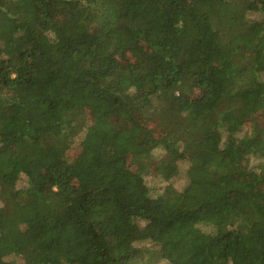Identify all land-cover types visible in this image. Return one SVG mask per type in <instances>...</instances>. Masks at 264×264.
Returning a JSON list of instances; mask_svg holds the SVG:
<instances>
[{
  "label": "trees",
  "instance_id": "16d2710c",
  "mask_svg": "<svg viewBox=\"0 0 264 264\" xmlns=\"http://www.w3.org/2000/svg\"><path fill=\"white\" fill-rule=\"evenodd\" d=\"M260 114L264 0H0V264H264Z\"/></svg>",
  "mask_w": 264,
  "mask_h": 264
},
{
  "label": "rangeland",
  "instance_id": "374dc122",
  "mask_svg": "<svg viewBox=\"0 0 264 264\" xmlns=\"http://www.w3.org/2000/svg\"><path fill=\"white\" fill-rule=\"evenodd\" d=\"M196 94H199V98L200 99H202L203 97H204V95H202V93H200V92H196ZM121 120V119H120ZM255 119H249L248 121H247V123L248 124H246V127H245V129H247L248 128V126H250L251 125V123L254 121ZM263 120H264V118H263V116H261V114L259 115V117H258V121H260V122H263ZM122 121V120H121ZM123 122H125V121H123ZM254 122H256V120L254 121ZM114 123H116V124H119V120L118 119H116L115 121H114ZM76 153H77V150H68V154L71 156V157H74L75 155H76ZM130 163L128 162L127 163V165H129ZM146 180H147V183L149 184V185H152V186H154L155 188H162V186H164L165 184H167V181H165V180H163L160 176H157V172H156V170L154 169V167L153 166H150L149 167V169L147 170V172H146ZM21 183H23V182H21ZM173 183H174V185L176 186V187H178V188H181L183 185H184V183H185V180H184V178L180 175L178 178H176L174 181H173Z\"/></svg>",
  "mask_w": 264,
  "mask_h": 264
}]
</instances>
